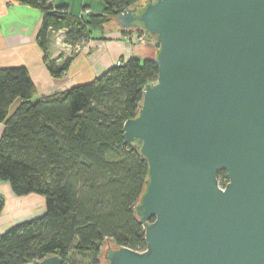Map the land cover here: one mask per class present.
<instances>
[{
  "label": "water",
  "instance_id": "95a60500",
  "mask_svg": "<svg viewBox=\"0 0 264 264\" xmlns=\"http://www.w3.org/2000/svg\"><path fill=\"white\" fill-rule=\"evenodd\" d=\"M113 21L155 44L158 72L123 124L148 166L134 206L146 248L107 242L99 258L264 264V0H141Z\"/></svg>",
  "mask_w": 264,
  "mask_h": 264
},
{
  "label": "trees",
  "instance_id": "16d2710c",
  "mask_svg": "<svg viewBox=\"0 0 264 264\" xmlns=\"http://www.w3.org/2000/svg\"><path fill=\"white\" fill-rule=\"evenodd\" d=\"M16 1L42 12L37 43L50 74L59 77L72 56L51 57V30L64 29L67 43L80 44L141 0H101L100 12L80 15L48 0ZM129 30L142 32H121ZM119 60L88 82L35 100L25 66L0 67V180L9 182L16 195L34 192L45 199L43 214L0 232V264L52 254L62 264H77V258L78 264H103L97 244L105 239L138 251L146 248L134 206L148 166L124 140L123 124L136 115L142 90L158 71L151 56ZM217 178L222 186L228 181L224 170Z\"/></svg>",
  "mask_w": 264,
  "mask_h": 264
},
{
  "label": "crops",
  "instance_id": "0c3cea01",
  "mask_svg": "<svg viewBox=\"0 0 264 264\" xmlns=\"http://www.w3.org/2000/svg\"><path fill=\"white\" fill-rule=\"evenodd\" d=\"M92 3L91 0H53L55 6L65 5L68 13L77 15L91 12ZM41 20L42 12L39 9L16 0H0V67L25 66L34 81L38 97L88 82L116 64L121 57L151 56L150 52L154 48L150 42L132 47L124 41L119 28L107 26L96 36L92 35V38L80 43L78 50L71 54L72 60L67 71L59 77H53L37 43ZM49 52L53 58L59 55L52 33ZM18 103H13L11 112ZM2 131L3 123L0 122V136ZM0 196L3 200L0 232L45 211L42 195L34 192L16 195L7 181L0 180Z\"/></svg>",
  "mask_w": 264,
  "mask_h": 264
},
{
  "label": "built area",
  "instance_id": "2783aa9c",
  "mask_svg": "<svg viewBox=\"0 0 264 264\" xmlns=\"http://www.w3.org/2000/svg\"><path fill=\"white\" fill-rule=\"evenodd\" d=\"M49 2H53V0H48ZM61 12H63L61 10ZM51 33L53 34V43L54 46L58 49V54H63L65 55H71L74 51H77L79 48V44H69L65 41V31L64 29H59V30H51ZM122 38L124 41L127 43H132V42H138V43H147L150 41H147L143 35L142 32H138L137 30H129L126 32V34H122ZM155 46L154 43L150 42ZM121 60H118L116 64H120ZM2 197L0 196V200Z\"/></svg>",
  "mask_w": 264,
  "mask_h": 264
},
{
  "label": "rangeland",
  "instance_id": "374dc122",
  "mask_svg": "<svg viewBox=\"0 0 264 264\" xmlns=\"http://www.w3.org/2000/svg\"><path fill=\"white\" fill-rule=\"evenodd\" d=\"M93 3H92V9H91V12L92 13H98V12H100L102 9H103V7H104V4H103V2L101 1V0H91ZM74 4V3H73ZM99 4V5H98ZM74 5H76V4H74ZM83 12V11H82ZM108 26H110V27H112V26H115V23H114V21L113 20H111L110 22H109V24H108ZM101 31V29H96V30H94V32H93V35L94 36H96V34H98V32H100ZM128 44H130L132 47L133 46H135V45H139V44H142V43H138V42H132V43H128ZM154 46V45H153ZM73 53H75V51L73 52ZM38 98V96H35L33 99L35 100V99H37ZM107 242H110L111 243V239H105V240H103L102 242H100V243H98L97 244V246H98V248H99V251H101V249H102V247L103 246H105V245H107ZM100 255V254H99ZM75 261H76V263L78 264V262H80V260L77 258V259H75Z\"/></svg>",
  "mask_w": 264,
  "mask_h": 264
}]
</instances>
